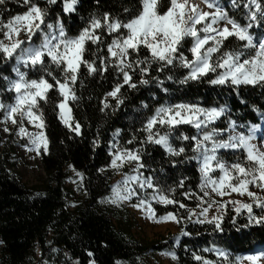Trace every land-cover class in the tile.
Returning <instances> with one entry per match:
<instances>
[{"label":"trees","instance_id":"obj_1","mask_svg":"<svg viewBox=\"0 0 264 264\" xmlns=\"http://www.w3.org/2000/svg\"><path fill=\"white\" fill-rule=\"evenodd\" d=\"M229 14L233 13L228 8L229 0H220ZM103 11L121 13V18L129 14L123 13L124 7H139L138 0H100ZM94 3V0H81L78 6L80 15L87 16L90 11L100 6ZM167 5V0H165ZM2 7V6H0ZM26 9L19 5L9 3L7 11L3 18L7 22L10 15L17 14ZM166 10V7H165ZM59 13L62 22L65 24L70 35L78 34L84 27L82 21L76 14H64L58 4L53 6L52 17ZM239 18V17H238ZM241 22H243L241 20ZM105 37L110 36L105 32ZM2 38V34H0ZM39 39V34L33 37V41ZM232 39V38H231ZM189 45L185 44L184 51L190 58V53L186 51ZM141 54L146 55L147 50L141 47ZM2 57V54H0ZM7 63L0 65V100L12 103L15 93L7 89V83L3 76L14 79L12 68L15 64L13 57L5 58ZM177 75L186 73V69L176 70ZM155 75V67L151 70ZM35 73L28 72L29 78H35ZM109 83L104 86L102 91L111 90V81L114 79L111 72L107 73ZM211 74H209L210 76ZM139 79L138 76L135 80ZM87 87L83 90L86 97L90 89L99 87L96 80L86 81ZM173 89L171 94L161 92L156 88H141L139 92L128 91L129 99L124 101L115 116L105 123L98 113L100 107L99 101L84 100L82 107L74 108L77 123L81 125V135L77 136L74 131L65 127L57 118L58 109L54 108V103L58 97L53 93L50 104L45 107V116L47 128L46 134L51 141L47 154L41 152L39 157L42 176L36 184L26 185L21 180L20 174L16 170L15 163L18 159L15 147L20 143H27L26 138H22L14 131L15 126H9V123H3L4 116L0 113V264H72L73 260L78 264H89L90 259H94L96 264H115L116 260L128 261L129 264H139L137 258L143 264H150V260L157 255H164L167 251H174L178 257V264H197L192 254L196 253L212 261L217 257L212 252H204L205 248H220L226 250L230 260L237 255L257 253L264 248V224L249 223L248 213L242 210L241 214L233 211V205L228 204L224 209L226 215L223 220L222 231H214V226L210 224H196L185 219L186 211L180 209L178 205H165L151 200L150 205L156 217L165 215L167 212H173L181 216V223H176L179 240L174 236L167 235L166 238L153 240L150 243H144L133 235V230L137 225L133 219L131 208L138 203L136 196L129 201L116 205L98 203V198L107 195L110 191V184L119 176L113 175L107 171L105 175L98 172L100 168H108L111 159V153L114 151L111 133L115 128H121L122 133L117 137L119 144H126L128 149L135 148L140 140L135 143H127L131 139V132L138 125L133 124L129 129V122L124 119L125 116H138L133 112V107L138 105L139 100L144 99L149 102V114L152 110L161 104L168 103H197L201 107L217 106L219 101L223 103L222 98L216 94L213 86L204 85L200 87H190L187 91L175 89L170 83L165 85ZM128 89L124 85L123 90ZM149 90L156 92L157 99L153 100L148 95ZM240 93L249 99L250 103L257 104L264 109V89L256 85H241ZM97 92V96L102 95ZM231 92V89H225V94ZM112 103H115L114 99ZM43 104V102H41ZM95 105V106H93ZM233 112L237 108L243 109L246 106L240 105L235 100V93H232ZM236 121V129L246 132L248 126L252 123H258L260 117L252 112L250 108L242 116H233ZM87 121V126L85 122ZM146 122V121H145ZM217 127L225 128L227 123L224 118L215 122ZM244 125V127H241ZM7 126L10 131L5 133L3 128ZM25 127L26 123H25ZM75 126H73L74 128ZM159 127V126H157ZM189 135H195L196 129L191 125L179 126ZM101 137V143L93 149L92 140L96 135ZM144 136L143 132L139 133ZM71 137V138H70ZM227 138V133L224 134ZM63 140L64 144L60 141ZM178 143V142H177ZM189 149L187 154L192 155L191 142H185ZM147 155H144L142 162L152 163L151 169L140 171L145 176L152 175L154 184L165 190L174 186L180 180H185L184 188L178 189L171 195L177 201L186 203L189 208L196 211L195 198L186 199L181 195L184 190L194 191L199 195V189L196 185L200 182L199 161L189 160L184 163H178L184 157L173 158L171 162L166 160L165 153L159 146L148 144L145 146ZM224 160L231 163L240 156V152L220 153ZM156 161L161 163L158 165ZM72 165L77 171L83 172L85 177L79 180L75 177ZM162 166L165 171L159 172ZM128 166H124L123 171L128 172ZM218 176L215 174L214 178ZM72 181H75L73 183ZM83 185L80 187V185ZM139 196L143 192L151 190L136 188ZM39 192L45 193L43 196H37ZM252 203V202H251ZM140 207H149L148 203ZM253 213L257 216L264 214L258 207H253ZM235 217V222H233ZM183 228L189 233L187 236H181L180 230ZM56 251L53 252L52 249ZM92 252V257L88 256ZM67 253V255H65ZM169 264H177L169 257Z\"/></svg>","mask_w":264,"mask_h":264},{"label":"clouds","instance_id":"obj_2","mask_svg":"<svg viewBox=\"0 0 264 264\" xmlns=\"http://www.w3.org/2000/svg\"><path fill=\"white\" fill-rule=\"evenodd\" d=\"M181 2L188 6L187 9H179L173 6V11L177 14V18H179L181 11L184 12L179 28L184 32L185 36L192 37L193 46L199 44L201 41H207V44L201 48L200 55L196 57V63L189 65L186 73L183 75H177L176 70L186 69L185 60H187L188 56L184 51H180L181 48H184V44H180L173 51L169 44V38L174 35V32L171 28L165 27L167 19H158V17L163 16L167 12L170 0H167V5H165V0H138L139 7L135 8L134 13L133 8L135 6L123 8V13L129 14L124 18H121V13L103 11L100 0H94V3L100 6L90 11L86 17L80 15L78 11L81 0H59V6L64 14H76L84 21V27L76 35L68 33L59 13H55V18L53 19V6L58 4V0H0V6H2L0 7V17H3L7 11L9 3L26 9L17 14L10 15L7 22L3 18H0V34H2L0 44L7 45L10 42L20 40L23 42L24 48H38L45 38L47 39L50 48L46 49V51L53 53L51 59L39 64L18 63L16 59V55L19 54L18 50V54L15 55L17 63L13 65V71L16 78L18 75L23 74L27 80H34L41 78L44 74L50 75L52 72H59L60 78L65 82L60 90L65 103L62 106L61 113L57 114V118L65 127H67V124H71L72 126L77 124L74 108L82 107L84 100H98L100 104L98 113L101 114V119L107 123L112 116L117 114L118 109L124 104V101L129 99L128 91L139 92L141 88L154 87L161 92L171 94L173 89L165 86L168 83L180 91H187L193 86H213L216 94L223 100V103L214 101L218 103V107H201L197 103L189 102L183 104L197 105L200 109H204L205 113L209 109L219 110L220 116L216 117V121L224 118L227 125L231 126V124L236 123L233 116H242L248 108L252 112H255L261 121H264V115H262L264 114V109L255 103H250L249 99L242 96L239 90L241 85H250L245 83V81L253 79L256 81L254 85L264 89V80L259 79V77L264 76V0H229L228 8L233 13L232 15L229 14V11L225 10L220 0H211L215 7H205L206 0H181ZM192 4L197 6L195 12L191 10ZM36 9H39V13H37ZM201 12L209 14V18L196 29L194 17L198 16ZM142 14L144 16L138 22L137 18H140ZM38 15L41 17L40 19H37ZM213 18L215 22H213ZM30 23L38 26L33 27L29 33L25 29ZM223 26L232 28L235 32V36L229 39L227 43H225V38L218 34ZM11 29H17L19 35L13 36L12 41H9L5 33ZM84 29L93 30L84 32ZM193 29H196L198 33H202L203 35L193 36ZM105 32L110 36V39L105 37ZM37 33L39 34V39L33 41V37ZM141 33L143 34L141 35ZM135 35H141V40L147 38V42L154 45L151 50L146 49V55L141 54V46L135 48L129 47L128 40ZM157 42L160 43V47H155ZM186 51L189 52V49L187 48ZM81 56L83 60L80 59ZM4 63H7V60L4 57H0V65ZM21 65L25 70H21ZM201 65L208 67L207 75H197V78L193 79L190 73ZM153 67H155V75L151 74ZM144 68L149 69L146 75L143 73ZM29 71L36 74L35 78H29ZM109 72L114 77L110 82L111 90L102 91L104 86L109 83L107 75ZM125 73L135 77L138 76L139 79L133 81L136 84L135 88L128 87V89L122 91ZM209 74L211 75L209 76ZM221 77L224 78V83L213 84L211 82V80H218ZM3 79L7 83V89L15 93L12 103L0 100L3 107L8 109L17 105L16 97L20 95L22 97L23 109L25 111L31 109L41 116L44 122V129L42 130L37 127L32 132L37 137L42 138L43 132L47 128L45 107L50 104V100L43 104L40 102L32 104L28 94L35 91L34 89L21 88L20 92L17 93L10 86L11 81L16 79H10L7 76H3ZM52 79L55 80L57 77L53 76ZM234 79L240 82L234 84ZM91 80H96L99 87L90 89L88 95L85 97L83 90L87 87L86 81ZM141 80H147V83H141ZM225 89H231V92L225 94ZM101 91L102 95L97 96L96 93ZM114 91H117L115 96L111 94ZM232 93H235V100L239 101L240 105L246 106L245 108H237L236 112H233ZM148 95L153 100L157 99V94L154 91L149 90ZM261 98L264 99V94H262ZM113 99L115 103H112ZM116 101L120 103H116ZM172 104L174 103L166 102L165 104H161L155 107L151 114H149V102L141 99L138 105L133 107V112L139 115L124 117L129 122L130 130L133 124L138 125L131 132L130 140L132 143H135L138 139L140 140V143L132 151L141 158V163H135L130 159H126L123 166H120L119 162H117L118 166L115 168L108 166L107 169L103 167L98 169L101 175H105L107 171H111L113 175L120 177L119 181L110 184V191L107 195L98 198L99 204H111L119 207L118 201L124 203L130 200L122 199L121 197L130 195L128 188L135 190L139 187L134 179L127 186L120 183L118 188L115 187L120 181L124 180L126 175L130 179L137 175L142 178L150 177L154 182L152 175L145 176L140 171L141 169H151L152 172L156 171L152 167V163L142 162L143 156L147 155L145 146L148 144L159 146L165 153L168 162H171L173 158L181 156L184 159L178 160V163L193 160L187 152H181L186 140L191 136L186 131L180 127L172 128L166 125L156 126L152 129L146 128L148 122L156 115V109L161 106L171 108ZM181 112L182 115L188 116V113L184 110H181ZM205 113H200V115L192 113V116L195 121H199V124L203 125V127H194L196 134L207 138L215 135L217 130L212 126L216 121L208 123ZM212 114L214 115V113ZM17 115L23 118L22 111L18 112ZM4 121H7V113L4 115ZM85 126H87V121L85 122ZM253 126L255 127V131L252 133L253 138L251 143L252 145H256L260 142L261 137H264V123H252L248 129ZM241 127H244V125H241ZM140 132L144 133L143 137L139 136ZM121 133V128H115L111 133L112 140L116 141V143L112 144L113 152H121L127 156V153L124 152L127 149L126 144H119L117 141V137ZM149 136L153 137L154 140H159V143H150L148 140ZM226 140L227 138L222 142L217 139L216 143L219 145L225 143ZM93 141L95 143H92V147L95 149L101 143L100 135L97 134ZM50 143L51 141L49 140ZM60 143L64 144V141L61 140ZM228 147H232V145H228ZM156 163L159 165L161 162L156 161ZM124 166H128L129 170L127 173L123 171ZM158 170L161 173L165 171L162 166ZM81 173L84 178L85 174ZM146 187L147 185L145 184ZM39 194L40 196L45 195L43 192H39ZM131 195L134 197L135 192L133 191ZM142 195H144V192ZM207 249L212 250V248ZM52 251L55 252L56 249L53 248ZM236 257L228 261L227 264H245L244 261L237 260ZM137 259L139 264H143L140 258ZM172 261L178 264V257L175 260L172 259ZM72 264H78V261L73 260ZM120 264H129V262L126 260L120 261ZM216 264H219V262L217 261Z\"/></svg>","mask_w":264,"mask_h":264},{"label":"snow or ice","instance_id":"obj_3","mask_svg":"<svg viewBox=\"0 0 264 264\" xmlns=\"http://www.w3.org/2000/svg\"><path fill=\"white\" fill-rule=\"evenodd\" d=\"M173 6L179 9H187V5L183 4L181 0H170L167 12L158 17V19H167V24L165 25L166 28H171L174 32L169 38V44L172 47V50L175 51L176 48L180 46V44H187L189 45V53L190 58L188 57L185 60V67L186 70L189 65H194L196 63V57L200 55V50L207 44V41H201L199 44L193 46L192 37L185 36L184 32L179 28L180 20L184 16V12L181 11L179 13V18H177V14L173 11ZM196 5H191V10L193 12L196 11ZM205 7H215L212 4L211 0H206ZM37 13H39V9H36ZM144 14L140 18H137L139 22L142 20ZM39 15L37 19H40ZM209 18V14L201 12L198 16L194 17L196 23V29H198L203 23H205ZM107 19V17H106ZM213 22L215 19L213 18ZM223 23V22H221ZM38 26L29 24L25 29L26 32H31L32 28ZM10 27V26H9ZM196 29H193V36L196 35H203L202 33H198ZM93 29H84V32L91 31ZM143 33H141L142 35ZM218 34L222 35L225 38V43L231 38L235 36V32L232 28L227 26H223L221 30H219ZM8 37L9 41H12L13 36H18L19 31L17 29H11L9 32L5 33ZM141 35H135L128 40L129 47L135 48L137 46H141L145 49L151 50L153 48L152 43L147 42V38L141 40ZM151 35V34H150ZM155 47H160V43L157 42ZM50 48L47 39L42 42V44L38 48H24L23 42L20 40H16L15 42H10L7 45L0 44V54L2 57L9 58L17 53L19 50V54L16 55V59L18 63L22 64H39L47 62L49 59L53 57V53L51 51H46V49ZM83 60V57L80 58ZM94 70V67H93ZM149 69L144 68L143 73L146 75ZM208 73V67L201 65L199 68L194 69L190 75L193 79L197 78V75L206 76ZM53 76H56L57 79H52ZM259 79L264 80V76L259 77ZM135 80V76L125 73L124 76V85L127 87L135 88L136 84L133 82ZM213 84H221L224 83V78L221 77L218 80H211ZM239 80H233V83H239ZM64 80L60 78L59 72H52L49 74H44L41 78L34 79V80H27V78L20 74L17 76L16 80L11 81V89L17 93L20 92L21 88L24 89H34L35 91L30 92L29 100L32 104H36L37 102H48L51 100L53 93H55L58 97L57 101L54 103V108L58 109L57 114L61 113L62 106L64 105L65 101L61 94V87L64 85ZM141 83H147V80H141ZM245 83L250 85H254L256 81L247 80ZM119 91V89H117ZM117 91L112 92L111 94L115 96ZM17 105H14L8 109H5L0 102V113L5 115L7 113V121H3V123H11L15 126L14 131L17 135L22 138L27 139V143L22 145L27 151H35L38 155L43 152L45 154L49 151V140L46 134V131L43 132V137H37L35 133L29 131L25 127V121L29 125H32L34 128H41L44 129V122L41 119V116L36 114L31 109L24 110L22 97L17 95ZM116 103H120L116 101ZM174 109V110H173ZM181 110H184L188 113V116L182 115ZM23 112V118L17 115L18 112ZM192 113H196V115H200V113H205L204 109H200L197 105H185L183 103H174L172 104L171 108L168 106H161L160 108L156 109V115L148 122L146 125L147 129H152L156 126H163L166 125L168 127L176 128L181 125H192L195 128L203 127V125L199 124V121H195ZM214 113V115L212 114ZM207 122L211 123L212 121H216V117L220 116V111L217 109H209L207 110ZM264 115V114H262ZM71 131H74L77 136L81 135V125L77 123L75 127L71 124L66 125ZM213 127L216 128V134L213 136H209L207 138L203 137L202 135H192L190 136L186 142H191V152H192V159L199 161V171H200V182L196 185V188L199 189V195L196 192L190 190H184L181 192V195L184 196L186 199L195 198L196 200V207L199 211H196L193 208H189L186 203L177 201L172 193L176 192L178 189H183L185 180H180L177 182L176 185L170 186L167 190L156 186L150 177L142 178L139 175L132 177L131 179L126 175L124 180L120 181L115 187L118 188L119 184L122 183L127 186L131 183V180L134 179L138 185L139 189H147L151 190L150 192L145 191L144 197L141 198L137 192V190H133L132 188H128L129 196L121 197L122 199H131L133 191L135 192V196L138 199V203L133 205V207H140L145 203L149 204L148 212H149V219H155V213L153 212L150 200H156L157 202L165 205H178L180 209L186 211L185 219L191 221L192 223L196 224H210L214 226L215 231H222L223 228V220L224 216L226 215L224 209L227 208L228 204L233 205V211L237 214H241L242 210L248 213V221L249 223H257V224H264V214L257 216L253 213V207H258L262 211H264V195H261L250 188L253 186L255 188H259L264 191V137H261L260 142L256 145H252V133L255 131V127H250L248 129L247 134L242 132H238L236 130L235 124H231V126L227 125L225 128L217 127L212 124ZM3 132L7 133L10 129L5 126ZM228 133L227 140L225 143L217 144L216 141L219 139L220 141H225L224 134ZM149 142H156L159 143V140H154L153 137H148ZM92 143H95L93 141ZM129 144L132 143L131 140L128 142ZM228 145H232V147H228ZM223 149H230L233 153L239 151L241 153L240 156H237L234 161L229 163L228 161L224 160L220 154L219 150ZM188 148L184 146L181 149V152H188ZM124 152L127 153L125 156L121 152H112L111 159L109 161L108 166L110 167H117L119 162L120 166H123L126 159H130L135 163H141V158L133 152L131 149H125ZM175 155V154H174ZM69 168L72 169L75 177L79 180H82V173L77 171L72 165H69ZM219 172V175L214 178L215 173ZM75 183V181H72ZM145 184L147 187L145 188ZM83 185L81 184L80 187ZM236 193L240 196H247L252 203H245L240 200H216L214 196H224L228 193ZM40 196L39 193L36 194ZM214 209V213L211 211ZM195 217V219H192ZM163 221H172L174 223H181V216L177 215L173 212H167L165 215L160 216L157 222ZM233 222H235V217H233ZM181 236H187L189 233L185 231L183 228L180 230ZM175 239L179 240V236L175 237ZM204 252H212L216 255L217 260L212 261L193 253V259L197 262V264H216L218 261L219 264H227L230 261L229 254L226 250L220 248H213L209 250L207 248L203 249ZM94 254L92 252H88V256L92 257ZM164 255L169 256L171 259L175 260L177 255L174 251H167ZM237 260H241L247 262V264H262L264 262V249L260 252L251 254V255H244V256H237ZM89 264H96L94 259L89 260ZM115 264H120V260H116Z\"/></svg>","mask_w":264,"mask_h":264},{"label":"rangeland","instance_id":"obj_4","mask_svg":"<svg viewBox=\"0 0 264 264\" xmlns=\"http://www.w3.org/2000/svg\"><path fill=\"white\" fill-rule=\"evenodd\" d=\"M16 54H18V52L14 53V55L12 56L14 61H15ZM16 63L17 62L15 61V64ZM21 70H25L23 69L22 65H21ZM12 71H13V68H12ZM13 74L15 75L14 71H13ZM14 79H16V76L14 77ZM25 123L29 131H33L35 129L32 125H29L27 121H25ZM9 126H12V124L9 123ZM237 131L242 132L240 129H238ZM247 132H248V128L246 132H242V133L247 134ZM24 144L26 143H20L15 147V150L17 151V156H18L15 166H16L17 172L21 176V180H23V182L29 186L32 184H36L39 181L38 179L42 176V173L40 169L41 165L39 163L38 154L35 151H31V152L27 151L22 146ZM219 151L220 153H224V152L233 153V151L230 149H223ZM215 174L219 175V172L217 171ZM119 179L120 177H118V179H116L115 181H119ZM250 188H252V190L257 193L264 195V191H262L261 189L255 188L253 186H250ZM214 199L223 200V201L240 200L245 203L252 202L246 195L240 196L236 193H231V192L224 196H214ZM197 211H199V209ZM211 211L214 213L215 210L212 209ZM131 214L133 216V219L136 220L137 222V225L135 226L133 230V235L135 238L139 239L140 241L144 243H150L153 240H157L160 238H166L167 235H172L174 236V238L177 237L178 235L176 223L172 221L157 222L159 218L156 216H155L156 217L155 219H149L148 218L149 216L148 207L131 208ZM192 219H195V217H193ZM260 251H257V253ZM251 254H255V252L248 253V254H242L241 256L251 255ZM150 264H169V256L157 255L155 260L154 259L150 260ZM245 264H247V262H245Z\"/></svg>","mask_w":264,"mask_h":264},{"label":"bare ground","instance_id":"obj_5","mask_svg":"<svg viewBox=\"0 0 264 264\" xmlns=\"http://www.w3.org/2000/svg\"><path fill=\"white\" fill-rule=\"evenodd\" d=\"M261 123H264V122H262V121H261V122H260V123H258V124H261Z\"/></svg>","mask_w":264,"mask_h":264}]
</instances>
